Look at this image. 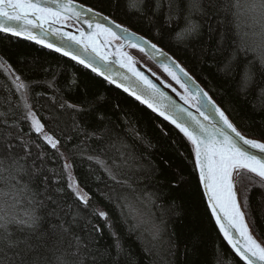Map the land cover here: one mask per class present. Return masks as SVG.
I'll return each mask as SVG.
<instances>
[{
  "label": "snow or ice",
  "instance_id": "6c2138e0",
  "mask_svg": "<svg viewBox=\"0 0 264 264\" xmlns=\"http://www.w3.org/2000/svg\"><path fill=\"white\" fill-rule=\"evenodd\" d=\"M127 6L129 11L143 15L145 0H129ZM167 6L170 13L175 7V20L179 23L181 19L179 4L175 3V0H167ZM162 7L161 0H155L153 12L158 13ZM79 8L81 10L74 7V0H0V32L25 37L49 49H54L66 57H71L73 61L103 76L118 88H123L136 100L146 104L154 112H158L164 120L170 121L179 133L183 134V138H186L192 145L195 169L198 170L199 181L207 195L208 206L220 233L244 264H264V246L257 242L250 231L255 220L253 219L251 224L246 220V217L251 216V191L254 187L264 189V142L246 138L238 131L225 111L215 104L208 92L196 85L194 79L179 64H175L174 68L179 69V73L187 77L186 81H182L181 76L166 62L170 58L156 44L150 43L112 21L115 27L121 30L120 33H116L96 19L97 16L102 15L101 13L95 12L92 8H85L84 5H79ZM183 11L184 26L175 33L174 38L177 42H183L201 33L200 19H194V17L209 21L215 20L216 27L209 23L208 31L210 36L218 34L217 43L212 52L213 57L219 56L216 63L217 71L227 77L235 72L237 64L243 60V71L237 91L246 97L247 92L256 85L254 67L258 65L264 72V0H243V2L241 0H185ZM87 13L93 14L91 18H87ZM241 14L246 15L249 21L247 25L249 31L241 32L240 30ZM71 17L84 19L90 29L94 25L95 32L80 31V35L77 36L54 27L56 23L71 19ZM103 19L108 20V17L104 16ZM166 19L171 21L173 17L169 15ZM45 25L47 28L44 27ZM32 29H40V35ZM100 33L112 39L125 41L130 47L137 48L146 54L145 45H147L152 50L153 56L164 57L165 60L160 62L164 72L185 90L186 95L181 96V99L189 103L197 97L201 98L198 101L201 107H197L199 116L193 115L175 103L169 104L166 109L158 107L152 101L157 93L161 96L163 93L159 92L156 85L136 69L132 57L122 52L119 53L121 67H127L136 80L142 81L147 87L138 93L124 83L117 82L110 74L108 56L100 51L93 39ZM49 34L82 45L84 52L91 48L96 57L104 61L103 66L96 64L92 59L82 58L78 53L71 51L70 47L57 45L44 39ZM205 51L207 52V49ZM45 71H50V69ZM0 72L6 73L12 80L20 98L15 108L10 106L7 112H0V264H84L85 258L91 251L88 250V244L95 243L93 233L88 232L87 243L84 242V238L75 236L74 243L69 245L72 250L70 252L67 249L62 250L60 242L55 238L61 231L69 232L70 228L65 226V221L59 215L58 209L61 208L62 200L48 193L55 192L61 196L70 194L73 202L68 206L69 210L74 205H83L87 208L91 194L80 186L73 175V164L60 151V140L45 132L44 124L37 112L33 111V105L29 103L32 85L23 82L3 58H0ZM56 80L57 77L53 75L52 80L43 82L56 94L52 97L54 103H58L61 109L71 110L74 113L90 110L81 105L72 104L62 96L57 101L61 90L56 87ZM76 84L74 79L68 87H74ZM192 88L195 92L191 91ZM209 106L212 112L211 118L204 111ZM252 107L254 110L264 109V84L256 85V99L252 101ZM9 116L12 117L10 121ZM185 116L187 119H184ZM200 117H203V120ZM96 119L103 121V114L97 113ZM213 120L216 122H212ZM21 122L27 124L29 128V132L23 135L20 134ZM73 128L83 135L84 139L81 144H87L92 139L97 141V146L90 148L97 155L87 157L89 162L95 165L90 171L95 173L99 170L107 176L108 181L111 182L110 185H106L110 192L104 198L119 209L122 222L127 226L128 231L139 233L142 241L147 238L144 250L151 254L157 242L161 241L163 214L158 221L152 214L140 213L128 203L127 196L120 195V192L131 189L132 186L127 179L122 178L125 173L121 171L120 165L114 158V150L119 152L127 163L135 160L132 146L120 141L118 137L116 141H113L111 130L106 127L88 131L75 117H73ZM29 133H36L55 150L59 159L65 161L61 171L57 172L47 167L44 162L47 153L43 151L38 157L32 159L31 146L35 144L37 148H41L42 145L30 139L26 140L25 136ZM132 135L133 139L143 140L135 129H132ZM71 139L70 136L64 137L65 143ZM14 141H19V143H14ZM20 148H23V155L17 154ZM78 148L79 146H74V149ZM37 160L40 161L39 167H37ZM96 178L99 180L100 176ZM65 181L67 189L53 187ZM246 182L247 187H244ZM238 184L240 187H237ZM145 196L151 199L150 194L146 193ZM21 198L26 199L30 207L19 213L15 209L21 205ZM49 203L55 207L48 210L46 215L41 214L44 209L48 208ZM92 215L103 219L106 227L111 230L112 221L107 212L93 209ZM53 217L60 220V223L58 225L49 224L45 228V220ZM76 218L73 216L71 223H75ZM94 230L99 232L100 228L97 226ZM112 235L115 237L116 234L113 232ZM167 243L169 252H171L174 245L170 239ZM115 248L114 264L123 252L118 238ZM97 251L99 255L90 257L92 264H96L101 257L111 255V252L106 249ZM70 257L78 259H70Z\"/></svg>",
  "mask_w": 264,
  "mask_h": 264
},
{
  "label": "trees",
  "instance_id": "16d2710c",
  "mask_svg": "<svg viewBox=\"0 0 264 264\" xmlns=\"http://www.w3.org/2000/svg\"><path fill=\"white\" fill-rule=\"evenodd\" d=\"M76 1L110 16L166 50L225 111L237 130L250 138L264 142V109L254 110L252 107V101L256 99V85L264 84V72L258 65L254 67L256 85L247 92L245 97L237 91L243 71V60L237 64L235 72L227 77L217 71L216 63L219 56L213 57L212 52L215 49L218 34L210 36L208 31L209 23L216 27L215 20L194 17V19H200L201 33L183 42H177L174 37L175 33L184 26L185 0H175L181 8L179 23L175 20V7L170 13L167 0H161L163 7L158 13L153 12L155 0H145L143 15L129 11L127 6L129 0ZM169 15L173 17L171 21L166 19ZM239 23L241 32L249 31L246 15L241 14ZM129 48L133 55L137 54L138 57L145 59L143 64H148L152 71L180 91L178 86L143 52L137 48L130 46ZM138 57L136 58L140 59ZM0 58H3L15 70L23 82L32 85L29 103L33 105V111L37 112L44 124L45 132L60 140V151L73 164V175L80 186L91 194L87 208L83 205H74L69 210L68 206L73 202L70 194L61 196L55 192L48 193L62 200L61 208L58 209L59 215L65 221V226L70 228L69 232L61 231L55 238L60 242L62 250L67 249L69 252L72 250L69 245L74 243L75 236L84 238V242L87 243L86 237L91 231L95 243L88 244V250L91 251L85 258L84 264H92L90 257L99 255L97 250L105 249L109 250L111 255L101 257L96 264H114L117 238L123 252L116 264H244L220 233L207 206L198 172L195 169L191 143L183 138V134L179 133L170 121L164 120L145 104L77 61L30 40L0 32ZM148 65L146 66L149 67ZM49 69L50 71H45ZM53 75L57 77L56 87L61 90L57 101L62 96L70 103L90 110L74 113L71 110L61 109L58 103H54L52 97L56 94L43 83L46 80H52ZM74 79L77 82L76 86L68 87ZM19 99L12 80L6 73L0 72V112H7L10 106L15 108ZM97 113L103 114V121L96 119ZM73 117L88 131L106 127L111 130L113 141H116L118 137L120 141L132 146L135 160L127 163L120 153L114 150V158L120 165L121 171L125 173L122 178L127 179L132 186L131 189L120 192V195L127 196L128 203L140 213L152 214L158 221L163 214L161 241L157 242L151 254L144 250L147 238L142 241L139 233L128 231L127 226L122 222L119 209L104 198L110 192L106 185H110L111 182L99 170L95 173L90 171L95 165L87 159L90 155H97L90 150L97 146V141L92 139L87 144H81L84 137L79 130L73 128ZM8 119L10 121L12 117L9 116ZM20 129L21 135L29 132L28 125L24 122H21ZM132 129H135L143 140L133 139ZM62 132L63 135H61ZM66 136L72 138L67 143L64 141ZM25 139L42 145L41 148H37L35 144L31 146L32 159L38 157L43 151L47 153L44 162L48 168L55 169L57 172L63 169L65 161L59 159L55 150L36 133H29ZM74 146L79 148L74 149ZM17 154L23 155V148H20ZM39 165L40 161L37 160V167ZM97 176H100L99 180ZM53 187L67 189V183L65 181ZM237 187L240 185L238 184ZM244 187H247V182ZM146 193L150 194L151 199L145 196ZM21 199V205L15 209L19 213L30 207L26 199ZM250 204L251 216L246 217V220L250 224L253 219L255 220L250 231L264 246V214H262L264 213V189L253 188L250 193ZM54 207L55 205L49 203L48 208L41 214L46 215L47 211ZM93 209L108 213L112 221L111 230L106 227L103 219L92 215ZM73 216L77 217L75 223H71ZM59 223L60 220L53 217L45 220L44 227ZM97 226L100 228L99 232L94 230ZM113 232L116 234L115 237L112 235ZM169 239L174 245L171 252L167 243ZM149 247H151L150 244ZM82 251L85 250L82 249ZM70 259L78 258L70 257Z\"/></svg>",
  "mask_w": 264,
  "mask_h": 264
},
{
  "label": "water",
  "instance_id": "95a60500",
  "mask_svg": "<svg viewBox=\"0 0 264 264\" xmlns=\"http://www.w3.org/2000/svg\"><path fill=\"white\" fill-rule=\"evenodd\" d=\"M79 5H84L85 8H92V7H90V6H88V5L84 4V3H81V2H78V1L74 0V7H76L77 10H81L79 8ZM92 9H94V8H92ZM94 11L97 12V13H101L102 14L101 16H97L96 17V19L99 20L100 23L104 24L106 27L111 28L114 32L120 33V31H121L120 28H116L115 24L112 23V21H115L114 19H112L110 16H108V15H106V14L100 12V11H97L96 9H94ZM92 15H93L92 13H87V18H91ZM104 16L108 17V20L103 19ZM70 20L73 21L76 25L72 26V25H68V24H66L64 22H58V23H56L54 25V27L60 28L64 32H70L73 35H77V36L80 35V31H84L85 33H88L90 31L95 32V26L93 25V28L90 29L89 25L87 23H85L84 19H77L76 17H71ZM115 23L116 24H120L123 27L129 29L128 27H126L125 25H123L121 23H118L117 21H115ZM44 27L47 28V25H45ZM129 30L131 32H133V33H136L139 37H143L145 40L149 41L150 43H153L150 39L146 38L145 36L135 32V31H133L131 29H129ZM32 31H34L37 35H40V29H32ZM8 34H11V33H8ZM20 38L26 39L25 37H20ZM44 39H46L47 41L52 42L54 44H57V45H63V46H66V47H70L71 51H74V52L78 53L82 58L94 60V62L96 64L100 65L101 67L104 64V61H102L98 57H96V54L94 52H92L91 48H89L87 52H84L82 45L74 44V43H72L70 41L61 39L60 37L53 36L51 34H49L46 37H44ZM93 39H94L96 45L99 47L100 51L104 55L108 56V63H109V67L111 69L110 74L113 76L114 79L117 80V82L124 83L126 86H128L129 88L137 91L138 93L141 90L146 89L147 86L142 81H137L136 78L132 75V73L128 70L127 67H121V60L119 58V53H121V52L125 53L126 47L129 46L125 41L119 40V43H117V44L116 43H112V42L108 41L105 38L103 39L101 37V34L95 35L93 37ZM26 40H28V39H26ZM30 41H32V40H30ZM32 42H35V41H32ZM157 47L159 49H161L164 53H166L168 58H170V59H168L166 61L168 63V65H169V67L174 68L175 64H179L180 67H182L189 74V76H191L194 79V81L196 82V85H198L200 88H202L204 91H206L201 86V84L171 54H169L166 50L162 49L158 45H157ZM145 48H146L147 54L146 53H144V54L164 72L163 68L161 67L160 62L164 61L165 58L164 57L153 56L151 54L152 50L150 48H148L147 45H145ZM52 50H54V49H52ZM127 55L131 56L129 54H127ZM131 57H132V60H133V63L135 65L136 69L138 71L142 72L143 75L145 77H147L148 80H150L154 85H156L157 89H159V92L163 93L162 96L157 93L155 98H154V100L152 102L156 103L158 105V107H160L161 109H166L169 104L175 103L176 105H179L180 107H182L184 109H187V111L191 112L193 115L199 116V113L197 112V107H201V104L198 103V101L201 99L200 97H197V99H194V100H190L189 103H185L184 100L181 99V96L186 95L185 90L183 88H181L180 84L176 83V81L173 80L166 72H164V73L180 88L181 92H179L177 89L172 87L169 83H167L160 76H158L156 73L151 71L148 67H146L144 64H142L136 58H134L133 56H131ZM174 70L177 72L178 75L181 76V80L182 81H186L187 80V77H184L182 73H179V69H175L174 68ZM101 77H103V76H101ZM125 77H127V79H125ZM121 89L123 90V88H121ZM191 91L195 92V89L192 88ZM128 94H130V93H128ZM204 111L207 114H209L210 118L212 117V112L210 110V106H209V108H205ZM156 113H158V112H156ZM184 119H187V117L185 116ZM200 119L203 120V117H200ZM212 122H216V121L213 120ZM205 123H209V122L205 121ZM244 136L246 138H249V139L261 141L259 139L250 138V137H248L246 135H244ZM261 142H263V141H261ZM197 172H198V170H197ZM201 188L203 190L205 201H206L207 206H208L207 195L205 194L202 185H201ZM208 208H209V206H208ZM209 210L211 212L210 208H209ZM214 220H215V218H214Z\"/></svg>",
  "mask_w": 264,
  "mask_h": 264
},
{
  "label": "rangeland",
  "instance_id": "374dc122",
  "mask_svg": "<svg viewBox=\"0 0 264 264\" xmlns=\"http://www.w3.org/2000/svg\"><path fill=\"white\" fill-rule=\"evenodd\" d=\"M62 22H64V23H66V24H68V25H72V26H75V24L70 20V19H68V20H65V21H62ZM106 38H107V40L108 41H110V42H112V43H118L119 42V40L118 39H112L111 37H108V36H106ZM126 51H127V53L128 54H130L131 56H133L134 58H136V57H138V55L137 54H132L131 52H130V48H129V46L128 47H126ZM136 56V57H135ZM138 58H140V59H142V61L140 60V59H138L141 63H145V59L144 58H142V57H138ZM145 65V64H144ZM146 65H148V64H146ZM145 65V66H146ZM149 66V65H148ZM147 67V66H146ZM150 67V66H149ZM150 69H151V67H150ZM155 72V71H154ZM157 74V73H156ZM254 237V236H253ZM258 242V241H257ZM259 243V242H258Z\"/></svg>",
  "mask_w": 264,
  "mask_h": 264
},
{
  "label": "bare ground",
  "instance_id": "6f19581e",
  "mask_svg": "<svg viewBox=\"0 0 264 264\" xmlns=\"http://www.w3.org/2000/svg\"><path fill=\"white\" fill-rule=\"evenodd\" d=\"M100 34H101V37H102L103 39H104V38L106 39V35H105V34H103V33H100ZM125 54H128L126 50H125ZM129 55H130V54H129ZM119 58H120V56H119Z\"/></svg>",
  "mask_w": 264,
  "mask_h": 264
}]
</instances>
